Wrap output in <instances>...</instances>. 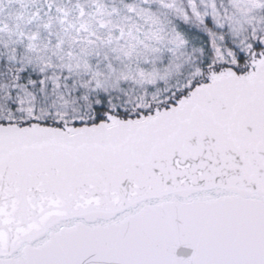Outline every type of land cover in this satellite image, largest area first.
<instances>
[{"label": "snow or ice", "instance_id": "snow-or-ice-1", "mask_svg": "<svg viewBox=\"0 0 264 264\" xmlns=\"http://www.w3.org/2000/svg\"><path fill=\"white\" fill-rule=\"evenodd\" d=\"M0 264H264V0H0Z\"/></svg>", "mask_w": 264, "mask_h": 264}]
</instances>
